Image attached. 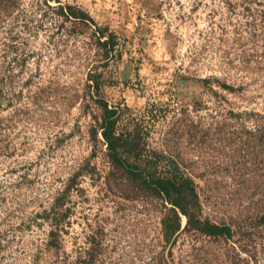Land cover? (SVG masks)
I'll return each instance as SVG.
<instances>
[{
  "label": "rangeland",
  "instance_id": "rangeland-1",
  "mask_svg": "<svg viewBox=\"0 0 264 264\" xmlns=\"http://www.w3.org/2000/svg\"><path fill=\"white\" fill-rule=\"evenodd\" d=\"M41 2L0 22V264H264V0H60L117 37L105 67L94 26ZM95 68L118 131L173 158L230 240L182 218L165 243L166 205L128 189L92 135Z\"/></svg>",
  "mask_w": 264,
  "mask_h": 264
},
{
  "label": "trees",
  "instance_id": "trees-1",
  "mask_svg": "<svg viewBox=\"0 0 264 264\" xmlns=\"http://www.w3.org/2000/svg\"><path fill=\"white\" fill-rule=\"evenodd\" d=\"M20 1L0 0V22L7 17L11 18L14 12L19 10ZM54 1L59 4L56 14L62 23L77 22L88 27L89 24L93 25L86 12L71 5L62 6L60 0ZM48 2L49 0H42L41 3L47 5ZM23 28L24 33H29L28 22ZM91 35L100 51L98 55L102 60V67L120 58L117 37L107 26H94ZM18 38V33L10 30L8 40L14 42ZM103 75L102 72H97L96 68L91 69L84 84V89L87 91L85 98L88 96L91 103L100 110L99 121L93 128L92 135L101 136L106 147L107 163L124 180L128 189L160 199L164 206H167L164 207L165 211L161 219V233L165 243L175 242L182 218L185 219V231L213 239L230 240L232 230L228 225L217 224L203 217L202 205L193 180L173 158L146 149V141H142L136 129L125 134L118 131L119 110L117 107L109 106L101 94V89L105 86ZM54 235V232L50 233L51 237ZM49 246L57 248L55 239L49 241Z\"/></svg>",
  "mask_w": 264,
  "mask_h": 264
}]
</instances>
